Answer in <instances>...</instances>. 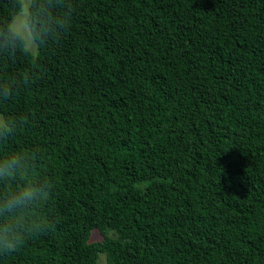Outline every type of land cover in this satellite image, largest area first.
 Wrapping results in <instances>:
<instances>
[{
  "label": "trees",
  "instance_id": "16d2710c",
  "mask_svg": "<svg viewBox=\"0 0 264 264\" xmlns=\"http://www.w3.org/2000/svg\"><path fill=\"white\" fill-rule=\"evenodd\" d=\"M73 4L59 45L0 62L36 73L0 153L39 151L54 225L0 264H264V0Z\"/></svg>",
  "mask_w": 264,
  "mask_h": 264
},
{
  "label": "clouds",
  "instance_id": "9594fccd",
  "mask_svg": "<svg viewBox=\"0 0 264 264\" xmlns=\"http://www.w3.org/2000/svg\"><path fill=\"white\" fill-rule=\"evenodd\" d=\"M7 15L0 16V62L18 55L34 60L50 45H59L69 31L75 11L73 0H3ZM34 71L20 76L0 75V103L9 101ZM24 118L0 114V146L6 145L24 126ZM38 150L19 149L0 153V254L18 251L30 238L54 227L47 204L52 191L38 171Z\"/></svg>",
  "mask_w": 264,
  "mask_h": 264
},
{
  "label": "rangeland",
  "instance_id": "374dc122",
  "mask_svg": "<svg viewBox=\"0 0 264 264\" xmlns=\"http://www.w3.org/2000/svg\"><path fill=\"white\" fill-rule=\"evenodd\" d=\"M97 231H95L94 233H96ZM100 236H98L99 238ZM98 264H107V257L105 254H101L100 258H99V262Z\"/></svg>",
  "mask_w": 264,
  "mask_h": 264
}]
</instances>
